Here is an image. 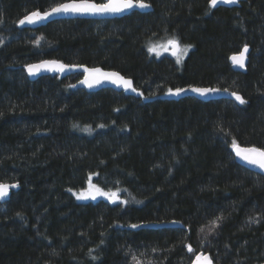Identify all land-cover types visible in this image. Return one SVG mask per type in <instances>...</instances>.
I'll list each match as a JSON object with an SVG mask.
<instances>
[{"label":"trees","instance_id":"trees-1","mask_svg":"<svg viewBox=\"0 0 264 264\" xmlns=\"http://www.w3.org/2000/svg\"><path fill=\"white\" fill-rule=\"evenodd\" d=\"M64 1L0 0V183L18 184L0 203V264L264 262V176L232 147L264 148V0H148V12L19 26ZM173 37L191 45L180 63L149 52ZM244 45L242 73L228 59ZM42 59L116 70L142 95L73 87L80 72L30 80L24 66ZM191 85L247 103L162 97ZM90 185L120 200H77Z\"/></svg>","mask_w":264,"mask_h":264},{"label":"snow or ice","instance_id":"snow-or-ice-1","mask_svg":"<svg viewBox=\"0 0 264 264\" xmlns=\"http://www.w3.org/2000/svg\"><path fill=\"white\" fill-rule=\"evenodd\" d=\"M237 0H209V4L212 7H215L218 3H235ZM134 7H138L141 9L151 7V4L148 0H105V2L97 3L95 0H69V2L65 3H58L54 6H51L48 10L40 11L39 9L33 10L23 16L22 19L18 21L20 25L25 23L27 24H36L40 21L46 20L50 18L52 15L58 14H80V15H100V14H116L122 13L126 10H130ZM3 39H0V45L3 44ZM34 43L39 44V40L35 41ZM167 45L171 47L172 54L176 56V62H181V57L186 54L188 48L191 45H181L180 41L173 37L167 41ZM149 52H155L156 46H150ZM167 50V47L165 48ZM248 52V46L244 45L243 50L238 55H233L231 57L232 61L235 64H239L241 67L244 66V61L246 59V54ZM159 54V53H157ZM68 67H82L77 65H65L60 61L57 60H42L36 64H28L25 65V68L28 71L29 75H35L41 69H47L50 71H63L65 68ZM86 75L85 79L80 81L82 84H86L88 87H93L96 84H100L102 80L111 81L117 85H123L125 89H131L132 91H137L135 88L132 87V81L130 79H125L121 76L118 72H102L101 69L94 68V69H84ZM74 87V85H73ZM186 91L184 88H169L168 94L171 95H179L182 92ZM191 91L197 92L201 95L207 94L209 92H216L219 89H211V88H191ZM225 91H227L225 89ZM142 95V93H141ZM232 96L235 97L240 104H245L247 101L243 98V96L239 95L236 92L231 93ZM76 127V125H73ZM99 127H104V125H99ZM90 130V129H85ZM232 147L236 151V155L240 157L243 161L257 166L260 169L264 170V148L259 147H240L236 140L233 139ZM18 187V184H7V183H0V200L6 198L9 194L10 188ZM71 191V189H69ZM119 189L116 191H104L102 188L96 185H90L87 189H82L78 193H74L77 199H96L97 196H104L107 197L110 201L116 202L120 200L119 197ZM134 199V198H133ZM121 203H128V201H121ZM19 215V213L17 214ZM223 217H217L216 220L212 221V225H216L218 221L222 220ZM249 222H258L256 221L255 217H249ZM140 225L133 224L131 227L137 228ZM203 231V229H201ZM209 231H212V228H209ZM103 243V241H101ZM189 252H194V249L191 245L187 246ZM91 249L89 250V254H91ZM155 251V249H153ZM195 260L193 264H212L211 257L206 253H194ZM96 257H93L95 259ZM135 259V257H133ZM139 264V262H137Z\"/></svg>","mask_w":264,"mask_h":264},{"label":"water","instance_id":"water-1","mask_svg":"<svg viewBox=\"0 0 264 264\" xmlns=\"http://www.w3.org/2000/svg\"><path fill=\"white\" fill-rule=\"evenodd\" d=\"M241 1L242 0H237V2H235V3H218L215 7H219V6L235 7V6H239ZM65 2H69V0L61 2V3H65ZM151 9H152V7L145 8V9L134 7L132 9L126 10V11H124L122 13L100 14V15H88V14L80 15V14H70V13L69 14H58V15H52L50 18H48L46 20H43V21H40V22H38L36 24H27V23H25L23 25L19 24V26L34 29V28H37L39 26L45 25L48 22H51V21H54V20H59V19L90 18V19H102V20H105V19H112V18H115V17H122L123 15L128 14L132 10H139L141 12H145V11H149ZM46 10H48V9H46ZM43 11H45V10H43ZM22 18H23V16L20 19H22ZM243 48H244V46L241 48L240 51L232 53L229 56V63L231 65V68L233 70H235V71H239V72H242V73L247 71V63H248V59H249L250 47L248 46V52L246 54V59L244 61V66L243 67H241L239 64H235L232 61L231 57L233 55H238L243 50ZM42 60H57V59H42ZM42 60H39V61H36V62H32V63H29V64H36V63H38V62H40ZM57 61H60V60H57ZM60 62H62V61H60ZM62 63L65 64V65H77V66H82V67H68V68H65L63 71H50V70H47V69H41L35 75H29L27 69L25 68V66H24V70H25V72H26V74H27V76H28V78L30 80H35L38 77L44 76V75L66 76V75H69V74L74 73V72H80L82 74V76L74 84V87H76V88H83L86 91H98V90H101V89H104V88H111L113 90L122 91V92H124L127 95H132V96H135V97H138L141 94V91L135 87L132 78L127 77V76L123 75L122 73H120V72H118L116 70L105 69V68H103L101 66H87V65H81V64H68V63H64V62H62ZM85 68H88V69L98 68V69H101L102 72H118L125 79H130L132 81V87L135 88L137 91H132L131 89H125V87L123 85H117V84H114V83H112L111 81H108V80H102V82L100 84H96L93 87H88L86 84L80 83V81L85 79V75H86V73L84 71ZM181 88L186 89V91L182 92L179 95H171V94H168V92H166L162 97L164 99H168V100H178V99L190 96V97H194V98H197L199 100H202V101H209V100H214V99H230V100H234L236 102H239V101H237L235 99L234 96L231 95V93H233L235 91H232V90H229V89H226L227 91H225V89H223V88L211 87V86H196V85L184 86V87H181ZM191 88H211V89H219V91L209 92L207 94L201 95V94H199L197 92L191 91ZM236 93H238V92H236ZM238 94L241 95L240 93H238ZM239 146L240 147H252V146H243V145H239ZM233 155H234V158H235V160H236V162L238 164H240V165H242V166H244V167H246V168H248V169H250V170H252L254 172H257V173H259V174L264 176V170L260 169L257 166L251 165V164L243 161L240 157H238L236 155V151H235L234 148H233ZM5 183H7L9 185L14 184L12 182H5ZM12 189H14V188H10L9 189L8 196L6 198L0 200V203L6 202L9 199ZM163 226H178V223L169 222V223L163 224ZM198 253H201V252H198ZM202 253H205V252H202ZM206 254H208V253H206ZM194 260H195V256L192 258V260H191V262L189 264H193ZM212 264H219V263H215L212 260ZM260 264H264V262H262Z\"/></svg>","mask_w":264,"mask_h":264},{"label":"rangeland","instance_id":"rangeland-1","mask_svg":"<svg viewBox=\"0 0 264 264\" xmlns=\"http://www.w3.org/2000/svg\"><path fill=\"white\" fill-rule=\"evenodd\" d=\"M168 40H170V39H168ZM168 40L163 41V42H159V43H157V44H152L151 46H156V51H155V52H151V53H153V54L156 55L157 57H161V56H163V55H169V56H171L172 58L176 59V56H174V55L172 54V49H171V47L167 45V41H168ZM166 47H167V50H165ZM157 53H159V54H157ZM186 54H187V51H186ZM186 54H184V55L181 57V61H183V60L186 58ZM75 197H76V196H75ZM98 197H104V196H97V198H98ZM105 198H107V197H105ZM76 199H77V197H76ZM107 199H108V198H107ZM77 200H78V199H77Z\"/></svg>","mask_w":264,"mask_h":264},{"label":"flooded vegetation","instance_id":"flooded-vegetation-1","mask_svg":"<svg viewBox=\"0 0 264 264\" xmlns=\"http://www.w3.org/2000/svg\"><path fill=\"white\" fill-rule=\"evenodd\" d=\"M95 2H97V3H102V2H105V0H100V1H95ZM209 2V1H208ZM211 6V5H210ZM151 7H152V9H153V6L151 5ZM212 7V6H211ZM215 8V7H214ZM151 9V10H152ZM151 10H149V11H151ZM132 11H139V10H132ZM131 12V11H130ZM129 12V13H130ZM139 12H141V11H139ZM145 12H148V11H145ZM128 13V14H129ZM126 15V14H125ZM124 16V15H123ZM115 18H118V17H115ZM85 19H90V18H85ZM93 20H101V21H103L102 19H93ZM105 20H107V19H105ZM171 39V38H170ZM187 55H188V50H187V54H186V57H187ZM163 56H169V55H163ZM169 57H171V56H169ZM228 61H229V59H228ZM230 64V63H229ZM231 66V65H230ZM168 92V91H167ZM166 93V92H165ZM164 93V94H165Z\"/></svg>","mask_w":264,"mask_h":264}]
</instances>
